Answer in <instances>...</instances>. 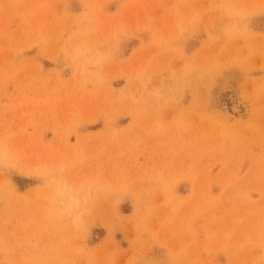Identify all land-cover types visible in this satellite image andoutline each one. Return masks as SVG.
Here are the masks:
<instances>
[{"label":"rangeland","instance_id":"obj_1","mask_svg":"<svg viewBox=\"0 0 264 264\" xmlns=\"http://www.w3.org/2000/svg\"><path fill=\"white\" fill-rule=\"evenodd\" d=\"M263 23L264 0H0V264H264Z\"/></svg>","mask_w":264,"mask_h":264},{"label":"clouds","instance_id":"obj_2","mask_svg":"<svg viewBox=\"0 0 264 264\" xmlns=\"http://www.w3.org/2000/svg\"><path fill=\"white\" fill-rule=\"evenodd\" d=\"M225 35L231 34L230 27L224 30ZM80 198L59 199L56 202V207L51 209V215L54 219H61L70 222L74 232L83 234L87 230V223L85 221V211L81 208Z\"/></svg>","mask_w":264,"mask_h":264},{"label":"bare ground","instance_id":"obj_3","mask_svg":"<svg viewBox=\"0 0 264 264\" xmlns=\"http://www.w3.org/2000/svg\"><path fill=\"white\" fill-rule=\"evenodd\" d=\"M264 26V23H263ZM174 37V36H173ZM228 81V79H227ZM232 84V83H231ZM223 86V85H222ZM220 90V89H219ZM233 91V90H232ZM232 91L230 90L229 84H224V86L222 87V94L225 96L226 100H227V105L228 108L230 110V112L232 114L234 113H238L242 104L240 103V101L237 100V98L234 96L235 94L232 93ZM221 94V95H222ZM222 98V97H221ZM224 105V104H223ZM225 108V107H224ZM126 232V231H125Z\"/></svg>","mask_w":264,"mask_h":264}]
</instances>
